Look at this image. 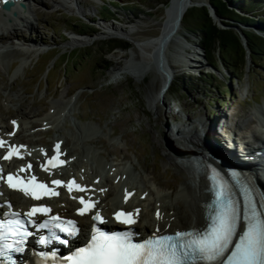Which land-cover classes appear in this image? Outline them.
<instances>
[{"label":"rangeland","instance_id":"374dc122","mask_svg":"<svg viewBox=\"0 0 264 264\" xmlns=\"http://www.w3.org/2000/svg\"><path fill=\"white\" fill-rule=\"evenodd\" d=\"M81 1L85 14L69 7V0L68 4L50 0L33 4L28 15L34 33L29 39H35L47 50L37 49L38 54L30 55L24 67L20 63L27 54L20 39L21 35L29 37L28 28L15 21L20 25L15 24L17 32L10 28L4 31L0 45L8 50L0 53V126L10 131L7 116L16 114L17 108L26 109L32 118L18 121L23 128L16 139L31 146L29 149H49L53 140H61V147L66 146L72 153H82L90 147L104 159L107 167L103 174L114 175L125 167L131 177L129 184L163 190L171 203L177 200L186 210V201L177 197L186 171L165 158L184 149L177 141L176 131H187L192 126L201 131L200 123L210 127L218 117H228L229 135L238 145L250 144L249 135L256 127L254 115L264 108V54L255 63L246 55L244 67L236 65L228 72L216 58V51L214 55L207 53L206 60L198 46L199 39L189 34L181 22L177 40L184 48L172 41L164 45L173 76L169 73L170 82L163 90L154 60L137 67L141 76L124 75V70L120 72L123 75H117L113 71L124 67L130 59L129 52L141 53L125 33L132 30L139 36L159 34L166 26L164 19L173 0ZM215 21L222 26L221 20ZM103 24L120 28L121 32H108ZM240 28L245 27L234 26L236 31ZM72 33L78 36L77 40L67 38ZM16 38L20 46L14 44V52L6 53ZM113 44L122 48L111 49ZM15 94L21 101L7 104L6 95ZM65 104V115L59 123L53 126L41 121ZM78 153L77 158L81 156ZM75 157L69 159L65 168H73ZM67 170L59 174L70 173Z\"/></svg>","mask_w":264,"mask_h":264},{"label":"snow or ice","instance_id":"6c2138e0","mask_svg":"<svg viewBox=\"0 0 264 264\" xmlns=\"http://www.w3.org/2000/svg\"><path fill=\"white\" fill-rule=\"evenodd\" d=\"M7 3L8 0H3ZM15 124V121H13ZM5 146V141L0 140V148ZM19 156V148L10 147L4 160H11ZM60 145H56V155L48 164L55 168L64 162L59 159ZM32 165L27 166L31 170ZM20 172H25L21 168ZM44 171H49L45 167ZM232 181L239 188L243 197V205L234 198L231 186L224 180L219 171L213 170L210 175L212 184L213 201L208 223L203 229H190L176 231L174 234H161L159 227L155 233L143 242H133L131 226L138 223L140 209L132 212L117 211L113 220L119 224L128 226L127 231H104L97 225L108 224L109 221L99 211L93 212L96 203L90 198L79 199L82 205L77 210V215L89 217L94 223L91 225L90 238L86 244L74 248L69 255L60 257L56 251L50 255L46 252L39 253L38 264H264V195L259 197V207L255 197V189L247 178L238 172L228 173ZM0 179H3L0 176ZM6 183L9 189L21 192L25 197L39 201L44 197H56L59 192L49 188L43 183H37L36 176L28 178L27 182L18 176L8 175ZM57 187L72 191H86L74 180L62 183L53 180ZM132 193L125 190L124 202L127 203ZM75 198V197H74ZM11 209V204L7 205ZM49 207H32L23 215L28 224L37 229L47 230L49 235H41L37 243L44 248L58 243L69 246L82 232L76 220L62 219L58 215H49ZM39 214L46 217L37 224L34 217ZM7 219L0 220V264H17L14 254L23 255L29 237L33 235L25 227V219L20 212L8 211L3 214ZM156 219L161 221L164 215L158 210ZM62 233L65 238H61ZM239 233V234H238Z\"/></svg>","mask_w":264,"mask_h":264},{"label":"bare ground","instance_id":"6f19581e","mask_svg":"<svg viewBox=\"0 0 264 264\" xmlns=\"http://www.w3.org/2000/svg\"><path fill=\"white\" fill-rule=\"evenodd\" d=\"M32 1H34V4L36 5H40L41 3V0ZM50 1L55 4H58V2H65L66 4H68L67 0ZM204 1L206 0H173L172 7L170 6L171 8L167 12V17L166 19H164V21L166 22V26H164L160 33L157 35L145 34L139 36V33H135V31H127L125 34L129 37H132L135 48H137L142 54L137 53L136 51L129 52L130 59H127L124 62V67H122L121 70H114L113 73L117 75H123L120 72L124 70V75L139 74V76H141L140 71L137 69V67H145L147 63H150L151 60H154L158 64L157 68L155 69L158 70L157 77L161 81V88H163L164 90L167 75L170 73L173 76V72L167 66V54L166 51H164L166 46L164 47V45L167 43V41H172L178 47L184 48L183 45L181 43H178L177 40V35L179 34V29L181 27L182 16L189 7L193 6L194 3H200ZM179 2H181L180 5ZM69 3V7H73L74 9H78L79 11L84 13L83 8L81 7V0H69ZM179 8L182 9V13L180 20H178L177 22L175 21V19L173 20V18L177 15V11ZM29 11H31V9L28 8L17 12L14 19L16 21L21 22L22 27H26L29 30V37H24V35H21L20 39L22 41V45H24L22 49L26 50L25 54H27V57H25L21 61L20 67H24L26 65V61L29 59L30 55L38 54L39 51L37 49H45L42 48L39 44H36L37 42L35 39H29L30 36H33L30 33H34V29L31 27L33 26V21L28 15ZM34 11H36V9ZM8 18V15L3 14L0 11V41L3 37H5L3 35L5 30H7L8 28L13 30L16 29L15 23H13V19L9 21ZM102 28L104 30H107L108 32H110V30L112 32H121L120 28L113 27V25L111 26L103 24ZM15 31L17 32V30ZM11 37H14L13 39H15L14 34H12ZM77 37L78 36L75 35L71 37V40H77L75 39ZM21 43L16 38V40H14L13 45L9 46L11 50L7 51L6 53H13L14 50L12 49L15 48L14 46H20ZM6 50H8V47H2L0 45V53ZM194 55L199 57L198 52H195ZM162 92L163 91H161V94L159 96L163 94ZM15 101H17L18 103L21 101L19 95H6L5 102H7V104L14 103ZM66 106L67 104H65L63 107L56 108L51 112V114H46L43 119H41V121H43L44 124L46 123L48 125H53L57 122L59 123L60 120L64 118V111ZM15 112L16 114H9V116H7V121H10L11 125H13V121L22 122L23 120L32 118V113L30 111H27L26 109L22 110L21 108H17ZM223 118L224 124L222 131L229 135L228 132H231L228 131V129H230L229 118ZM200 125L201 131L200 129L198 130V127L196 126L189 127L187 131H182L178 129L176 131L177 141L184 147V149H180L181 151L171 152L165 156V158H167L169 161L174 162L175 165L182 167L186 171V178L185 180H182V186L180 188V191H178L177 193V197L180 196L186 201V210H183V206L179 205L177 200L175 204L171 203L169 201L170 197L168 196V194L166 195L163 190L159 189V191H154L153 189H150V187L147 186L140 188L138 186H135L133 182H130L132 184H129L128 182L130 181L131 177L127 172L128 169H126L125 167L120 171H116L114 175L103 174V170L107 167L103 163L104 159L102 160V158L97 155L96 151L92 150L90 147H88V149H83L82 153H80L82 150L79 151L81 156L77 158L75 157V154L78 153V150H73V154L72 152L68 151L66 146L62 148L63 150H66V161L71 158L73 160L74 157V160L76 161L71 163V166H73V168H69L67 170L71 173L69 175L67 173V175L73 176L76 181L81 182V184L86 187V191L81 193L72 191L69 194H61L60 197L51 201L54 205V208L56 210H63L67 211L68 213H73L78 205L77 202L79 200V197L90 198L96 203V208L101 210L106 215L108 221L112 220V217L115 215V211L118 208H125L126 210L130 211L140 209L138 223L134 225L135 231L140 234L145 232L155 233L157 227H159L162 232L180 229L184 227L202 225L204 222L203 203L207 200L209 196L208 192L205 191V188L207 187V179L205 178L204 165L211 149L213 147H219V133L216 131L214 124L210 127H207L203 123H200ZM22 128V125L18 124V127L15 131H13L12 126L10 131H5L4 128L0 126V133L6 134L7 137L10 138V142H15L16 136L19 134ZM209 130H211L212 133L207 136ZM254 137L258 138L257 135H254ZM262 146H264V142H262ZM51 148L52 144L49 149L46 147H39L38 150L27 148L25 153H27L28 151L32 152L34 172H41L40 167L45 163V155H42V151H45L46 155H48ZM250 154L251 153H248L244 156H248ZM89 156L92 160L89 158ZM25 158L30 159L27 157H23L22 160ZM176 160H179V163H177ZM92 161L96 162L97 164L95 165ZM234 161L238 163L236 165H238L239 167L241 166L246 171L253 172V169L255 167V172L258 173L253 174L255 176V179L259 178L260 180H263L264 168H261V170L257 169V165H259L257 159L249 158L248 162L244 163L240 157H235ZM142 167L144 168V166ZM62 170L63 169H57L52 172L51 175L64 176L59 174ZM123 176H125V178ZM116 186L118 189L115 188ZM125 190H127L129 193H132L127 203L124 202ZM13 196L15 198L16 203L17 201H22L21 197H17L18 195L13 194ZM158 210L164 215V219L161 221H158L155 216ZM87 219L88 218L86 216L79 218L81 222L87 221Z\"/></svg>","mask_w":264,"mask_h":264},{"label":"trees","instance_id":"16d2710c","mask_svg":"<svg viewBox=\"0 0 264 264\" xmlns=\"http://www.w3.org/2000/svg\"><path fill=\"white\" fill-rule=\"evenodd\" d=\"M207 2L213 6L215 13L220 17L222 26L213 19L207 5L187 9L181 19L187 32L199 39L198 46L203 50L206 60H209L207 53L214 55L216 51V58L228 72H232L236 65L244 67L246 55L255 63L256 59L264 54L262 38L264 36V0H208ZM235 25L245 27L240 28L239 32L245 37L246 47L242 43L239 32L234 29ZM116 48L122 47L118 44L111 46V49ZM208 62L216 68V64Z\"/></svg>","mask_w":264,"mask_h":264},{"label":"water","instance_id":"95a60500","mask_svg":"<svg viewBox=\"0 0 264 264\" xmlns=\"http://www.w3.org/2000/svg\"><path fill=\"white\" fill-rule=\"evenodd\" d=\"M180 3L181 2H179V5H180ZM198 4H202V5H207V7L209 8V12H210V14H211V16L213 17V19L214 20H217V21H220V17L215 13V10H214V8H213V6L211 5V4H209L208 2L207 3H194L193 5H198ZM181 13H182V9H178V11H177V15L173 18V20L175 19V21H177L178 22V20H180V17H181ZM238 32H239V30H238ZM239 35H240V38H241V40H242V43L245 45V37L243 36V34H241L240 32H239ZM246 46V45H245ZM159 66H160V64H159ZM160 68V67H159ZM167 75V74H166ZM170 79H171V77H170V75L168 74L167 75V79H166V84H165V88L167 87V85L169 84V82H170Z\"/></svg>","mask_w":264,"mask_h":264}]
</instances>
